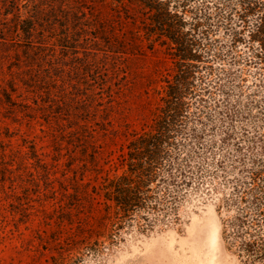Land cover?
<instances>
[{"label": "rangeland", "instance_id": "obj_1", "mask_svg": "<svg viewBox=\"0 0 264 264\" xmlns=\"http://www.w3.org/2000/svg\"><path fill=\"white\" fill-rule=\"evenodd\" d=\"M109 1L88 3L86 12L111 20L116 39H128L116 82L119 135L98 138L96 160L77 153L73 163L64 147L52 168L60 145L48 127L43 133L35 121L20 125L0 116V145L35 141L49 155L57 191L22 172L20 202L7 182L0 191V264H246L236 223L249 207L242 197L264 172V50L251 36L257 17H244L243 0H161L179 16L171 21L182 25L199 57L188 62L195 96L187 100L172 169L163 173L169 181L151 185L156 210L121 219L104 198L88 196L106 193V184L126 172L120 164L128 140L154 125L178 51L158 34L152 11L145 16L134 6V21L127 22L124 9L115 13Z\"/></svg>", "mask_w": 264, "mask_h": 264}, {"label": "trees", "instance_id": "obj_2", "mask_svg": "<svg viewBox=\"0 0 264 264\" xmlns=\"http://www.w3.org/2000/svg\"><path fill=\"white\" fill-rule=\"evenodd\" d=\"M106 1L0 0V116L12 118L15 123L21 119L35 121L43 133V128L48 127V134L60 145L55 147L52 168L59 165L64 147L73 163L76 159L71 154L77 153L84 157L93 153L96 160L98 138L119 135L117 98L122 89L116 88V82L119 55L129 50L125 47L128 39H116L111 20L105 22L94 12H86L88 3ZM109 3L117 14L124 9L127 22L134 21V6L140 7L145 16L152 11L150 16L155 18L158 34H167L178 51L174 55V81L164 87L154 125L128 140L126 156L120 164L126 172L106 184V193L88 196L104 198L105 206L116 209V216L130 219L138 212L156 210L150 205L151 185L169 181V174L165 177L163 173L172 169L173 151L179 146L177 137L184 130V119L190 110L187 100L195 96L194 85L189 83L193 73L188 62L199 57L182 32V25L172 22L179 16L172 15L163 1ZM243 3L247 6L244 17H257L251 36L264 50V0ZM9 132L7 129L6 138L12 140ZM48 156L35 141L23 139V145L10 149L2 142L0 191L6 189L7 182L11 183L13 196L21 202L18 184L25 186L27 180L22 172H28L55 194L51 179L55 174L48 169ZM67 176L62 174L63 178ZM256 179L254 188L242 197L249 207L242 210L236 223L242 241L240 258L246 259V264H264V172L256 174Z\"/></svg>", "mask_w": 264, "mask_h": 264}, {"label": "bare ground", "instance_id": "obj_3", "mask_svg": "<svg viewBox=\"0 0 264 264\" xmlns=\"http://www.w3.org/2000/svg\"><path fill=\"white\" fill-rule=\"evenodd\" d=\"M208 264H214V261L213 260H210Z\"/></svg>", "mask_w": 264, "mask_h": 264}]
</instances>
